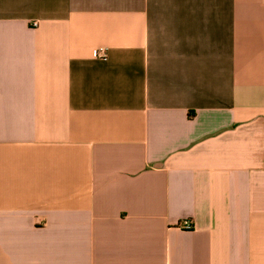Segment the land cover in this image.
<instances>
[{
    "label": "crops",
    "instance_id": "crops-1",
    "mask_svg": "<svg viewBox=\"0 0 264 264\" xmlns=\"http://www.w3.org/2000/svg\"><path fill=\"white\" fill-rule=\"evenodd\" d=\"M0 264H264V0H0Z\"/></svg>",
    "mask_w": 264,
    "mask_h": 264
},
{
    "label": "built area",
    "instance_id": "built-area-1",
    "mask_svg": "<svg viewBox=\"0 0 264 264\" xmlns=\"http://www.w3.org/2000/svg\"><path fill=\"white\" fill-rule=\"evenodd\" d=\"M36 23V22H35ZM106 51L107 49L104 47L98 48L95 50L94 54L96 57H104L106 56ZM180 226L185 229H192L193 228V223L191 219H184L181 221Z\"/></svg>",
    "mask_w": 264,
    "mask_h": 264
}]
</instances>
